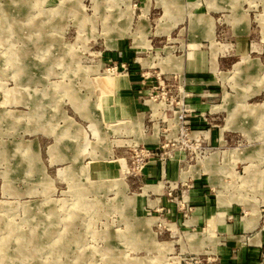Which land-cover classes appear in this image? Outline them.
<instances>
[{
	"label": "rangeland",
	"instance_id": "374dc122",
	"mask_svg": "<svg viewBox=\"0 0 264 264\" xmlns=\"http://www.w3.org/2000/svg\"><path fill=\"white\" fill-rule=\"evenodd\" d=\"M238 262L264 264V0H0V264Z\"/></svg>",
	"mask_w": 264,
	"mask_h": 264
},
{
	"label": "crops",
	"instance_id": "0c3cea01",
	"mask_svg": "<svg viewBox=\"0 0 264 264\" xmlns=\"http://www.w3.org/2000/svg\"><path fill=\"white\" fill-rule=\"evenodd\" d=\"M124 104H125V107H124V109H125V112L127 113V114H131L132 112H133V109H134V106H135V104H134V101L131 99V98H129V97H125V100H124ZM206 207L207 206H205V208H204V206L202 207V206H199L198 208H197V212H195V214L193 215V216H191V221H193V222H195V223H201L202 221L201 220H203L204 219V211H205V209H206ZM253 211V210H252ZM254 212V211H253ZM253 216H251V217H243L242 218V222H240V223H238V227L242 230V229H245V228H247V227H249L250 225L252 226L253 225V223H255V219L254 218H252ZM245 220H247V222L248 221H250V222H248V223H245ZM196 225H198V224H196ZM241 257V256H240ZM243 261L246 263H248V256H247V258H246V260L245 259H243ZM240 262H238V264H239Z\"/></svg>",
	"mask_w": 264,
	"mask_h": 264
}]
</instances>
